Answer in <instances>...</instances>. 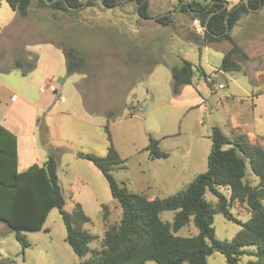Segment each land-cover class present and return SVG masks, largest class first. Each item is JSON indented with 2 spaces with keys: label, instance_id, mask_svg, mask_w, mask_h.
Wrapping results in <instances>:
<instances>
[{
  "label": "rangeland",
  "instance_id": "374dc122",
  "mask_svg": "<svg viewBox=\"0 0 264 264\" xmlns=\"http://www.w3.org/2000/svg\"><path fill=\"white\" fill-rule=\"evenodd\" d=\"M85 1L80 9L69 12L38 11L32 4L27 17L23 18L5 0H0V70L11 67L10 58L25 43L16 39V31L24 20L29 22V30L35 31L28 41L41 42L54 36L62 49L72 47L83 58V66L70 75L66 73L65 63L60 64L59 60L54 77H59V97L62 95L63 100L56 99L54 108L48 106L37 113L35 131L41 161L48 155L58 160V183L65 200L63 209L71 212L78 200L89 217L83 229L94 236L89 244L93 249L100 248L104 231L118 223L121 207L112 197L102 173L76 153L106 154L110 142L103 127L108 120L111 142L125 159L122 168L112 171L120 185L123 182L129 191L143 193L149 199L183 190L197 174L206 170L210 149L206 128L211 116L202 110L205 104L201 99L211 96L210 81L218 84L221 80L217 70L229 43L200 46L203 27L199 20L196 19L195 24L200 32L187 14L176 10L181 1L208 0H148L152 14H169L173 22L143 31L137 24V20H141L137 5L133 7L131 2L116 0L119 5L107 8L101 3L84 6ZM237 2L239 0H228L227 7ZM43 28L47 32L43 33ZM51 30L56 31L52 34ZM231 35L244 50L248 49L247 53L253 54L254 45L258 47V56L249 61L241 60L238 55L246 72L238 75L240 83L250 92L251 78L264 74V7L244 15ZM184 60L192 63L194 75L190 83L181 85L175 92L170 67ZM5 74L9 82L7 93L8 90L19 91L23 80L32 87L41 80L39 71L25 77L17 72ZM230 90L243 95L239 87L228 81V86L218 89L214 96ZM245 102L250 104V99L246 97ZM110 110L114 115L107 117ZM261 115L264 119V111ZM262 133L264 135V129ZM149 137L159 141V148L167 157H149L145 150ZM245 180L250 185L258 183L248 161ZM220 191L229 197L227 189ZM204 196L207 201L216 202L210 192ZM103 205L106 208H102ZM230 212L240 222L249 218L246 205L237 200L231 201ZM159 215L162 220L171 221L173 211H162ZM212 226L215 237L222 240L232 239L240 228L239 223L227 220L221 213L213 215ZM196 233L192 221L176 232L180 236ZM22 234L28 242L23 250L15 233L0 220V264H79L90 255L79 257L71 250L56 208L49 211L41 230ZM249 258L244 256L242 261ZM207 264L227 263L221 253L214 251L207 257Z\"/></svg>",
  "mask_w": 264,
  "mask_h": 264
},
{
  "label": "trees",
  "instance_id": "16d2710c",
  "mask_svg": "<svg viewBox=\"0 0 264 264\" xmlns=\"http://www.w3.org/2000/svg\"><path fill=\"white\" fill-rule=\"evenodd\" d=\"M20 16L28 15L32 4L41 10L69 12L80 9L83 0H5ZM136 5L140 18L153 19L160 25L173 22L169 14L154 16L148 0H126ZM226 3V6H224ZM261 3V6L259 7ZM100 4L86 0L84 6ZM102 5H119L116 0H102ZM228 0L205 2H180L176 10L185 13L189 19H198L203 27L200 46L227 41L229 49L224 53L219 69L225 72L238 71L241 60L248 59L247 53L231 35V30L246 14L264 7V0H239L230 8ZM212 12V14H211ZM228 15L227 23H225ZM226 24L228 31L226 32ZM66 73L78 72L83 58L72 47H64ZM33 62L20 59L13 67L22 74L34 68ZM172 87L178 88L190 83L194 75L191 62L184 60L180 65L170 67ZM114 115L107 112V117ZM110 144L104 156L78 152L77 156L91 162L107 180L113 198L121 207V217L116 225H110L103 233L100 248H90L94 236L83 229L89 221L81 204L74 202L71 212L63 209L62 195L57 175L58 161L54 155L41 165L36 163L23 171H17L16 137L0 124V220L15 233L22 250L28 245L22 232H36L42 229L49 211L56 208L65 226V241L79 257L90 254L79 264H207V257L214 251L221 253L227 264H264V147L252 144L243 133L229 138L218 126H212L210 149L206 159V170L197 174L181 191L166 197L149 199L143 193L129 191L125 184L115 180L112 171L122 168V158L111 142L109 121L103 127ZM150 158L167 157L159 148V141L149 137L145 147ZM258 178L257 185L245 180V164ZM225 188L229 197L220 191ZM210 192L216 197L212 203L204 194ZM237 200L246 205L249 218L237 220L230 212V203ZM102 208H106L105 205ZM173 211L171 221L160 218V212ZM221 213L224 218L237 222L239 230L230 240L215 237L212 226L213 215ZM105 219V215H104ZM190 221L197 233L180 236L176 232ZM244 256L250 257L242 261Z\"/></svg>",
  "mask_w": 264,
  "mask_h": 264
},
{
  "label": "crops",
  "instance_id": "0c3cea01",
  "mask_svg": "<svg viewBox=\"0 0 264 264\" xmlns=\"http://www.w3.org/2000/svg\"><path fill=\"white\" fill-rule=\"evenodd\" d=\"M95 2L98 1L95 0ZM157 15L160 14H155L154 16ZM26 17L27 16L23 18ZM140 19L141 20H137V24L142 31L149 29L152 26L160 25L152 18ZM24 22L25 23L21 25L22 27L16 31V39H20L21 41L25 40V43L20 46L17 49V53L10 58L11 67L9 69L0 70V75L2 77V79H0V124L16 137L17 171H23L34 163L41 165L48 159L41 161L38 154L39 147L36 144L35 131L36 125L38 124L37 113H39V111H45L48 106H53L52 108H54L56 105V99H58V101L63 100L62 95L59 97V77L55 79L54 71L56 66L59 67V60L60 64L63 62L66 66V62H64L62 55V45L58 43V41H55L53 38L54 36H49L41 42H37V39L28 41L27 39L29 38V35L35 31L33 29L29 30L30 27L28 26L29 22H27V20H24ZM196 22H198V20L194 19L193 25L195 26L196 31L200 32L198 29L199 27L195 24ZM43 29V33H45L46 28ZM250 29L252 30V28ZM250 29H248L249 32H251ZM39 31H41V29H39ZM55 31L56 30H51L52 34H54ZM36 32H38V30H36ZM221 42L227 41L214 42L206 46H212V44H215V46H213L216 47V45ZM229 47H226L225 50L227 51ZM257 48L258 47L254 45L255 52L253 54H251V52L247 53L246 50L248 49L244 50L242 48L248 55L247 61L254 56H258ZM15 49L16 47L14 46V50ZM17 59L26 62H33L34 60L35 66L32 70L22 74L20 69L13 67L14 61ZM243 67L244 66L241 63V67L238 71L225 72L218 69L217 74L221 76V80L218 84L213 80L209 82L212 94L209 99L207 97L201 99V102L205 104V108L202 110L204 113L211 116L206 129L210 135L212 126L216 125L229 138H233L235 135L243 133L246 135L250 143L264 147V135L262 133V129H264V119L263 115H261L264 111V74L262 77L257 76V78H251L253 86L250 88L249 92V89L242 86L238 76L246 73ZM33 71H39L41 74V80L38 81L36 85H33L32 87L27 81L23 80L19 87V91L11 92L8 90L7 93L9 82L5 73L17 72L25 77ZM228 81L236 87H239V90L243 92V95L233 93V91L230 90L215 97L214 92L220 88L222 89L228 86ZM259 82H261V84H259ZM219 84L221 87H218ZM6 94L7 99H4ZM246 97L250 99V104L245 102ZM201 123L204 124L203 121ZM47 147L50 146H46V150H48Z\"/></svg>",
  "mask_w": 264,
  "mask_h": 264
},
{
  "label": "water",
  "instance_id": "95a60500",
  "mask_svg": "<svg viewBox=\"0 0 264 264\" xmlns=\"http://www.w3.org/2000/svg\"><path fill=\"white\" fill-rule=\"evenodd\" d=\"M52 1H55V0H52ZM96 1H98V2H102V0H96ZM46 2L47 3H49V2H51V1H48V0H46ZM244 2H246V0H244ZM139 5V4H138ZM137 5V6H138ZM224 6H226V3H224ZM261 6V3H260V5H259V7ZM112 7H114V5L113 6H110V7H108V8H112ZM258 7V8H259ZM137 8V7H136ZM258 8H256L255 10H257ZM211 14H212V12H211ZM227 19H228V15L226 16V19H225V23H227ZM226 32L228 31V26H227V24H226V30H225Z\"/></svg>",
  "mask_w": 264,
  "mask_h": 264
},
{
  "label": "built area",
  "instance_id": "2783aa9c",
  "mask_svg": "<svg viewBox=\"0 0 264 264\" xmlns=\"http://www.w3.org/2000/svg\"><path fill=\"white\" fill-rule=\"evenodd\" d=\"M196 23H198V22H196ZM218 87H221V85L219 84Z\"/></svg>",
  "mask_w": 264,
  "mask_h": 264
}]
</instances>
